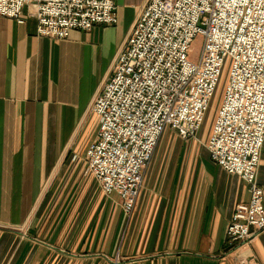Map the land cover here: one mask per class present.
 <instances>
[{
	"label": "crops",
	"instance_id": "0c3cea01",
	"mask_svg": "<svg viewBox=\"0 0 264 264\" xmlns=\"http://www.w3.org/2000/svg\"><path fill=\"white\" fill-rule=\"evenodd\" d=\"M114 1L117 23L63 39L39 36L33 16L0 17V264H264V230L227 247L228 222L249 191L201 155V141L180 137L171 154L167 140L129 216L86 171L93 100L149 0ZM256 178L264 189V143Z\"/></svg>",
	"mask_w": 264,
	"mask_h": 264
},
{
	"label": "built area",
	"instance_id": "2783aa9c",
	"mask_svg": "<svg viewBox=\"0 0 264 264\" xmlns=\"http://www.w3.org/2000/svg\"><path fill=\"white\" fill-rule=\"evenodd\" d=\"M116 10L114 0H0V17L24 23L33 16L37 34L54 39L115 24ZM227 57L229 76L206 147L249 191L227 225L230 249L264 230V189L256 178L264 143V0H149L93 100L98 129L85 157L86 171L105 195H118L129 216L166 129L183 139L201 129Z\"/></svg>",
	"mask_w": 264,
	"mask_h": 264
},
{
	"label": "rangeland",
	"instance_id": "374dc122",
	"mask_svg": "<svg viewBox=\"0 0 264 264\" xmlns=\"http://www.w3.org/2000/svg\"><path fill=\"white\" fill-rule=\"evenodd\" d=\"M200 42H201L200 41V37H197L195 39V41L193 42L194 54H196L197 51L199 50ZM123 43L121 44L120 48L122 47ZM229 69H230V59L227 57V58H225V62H224L223 68H222V74H221L220 80H219V82L217 84L215 93H214V95H213V97H212V99L210 101L209 108H208V111L206 112V116H205V119L203 121L201 129L198 131L196 137H194V138H189V139H183L182 138L183 141H185V143L188 142V141L189 142L190 141L191 142H193V141L196 142L197 141V143L200 144L199 141H201V146H200L201 148L200 149H201V155H203V156H206V155L210 156L208 148L205 145V142L208 140L209 133L211 131L212 124L214 122V117H215L216 112L218 110V107L220 105L222 94H223V92L225 90L226 82H227L228 76H229ZM167 140L172 142V146H173L172 150H173V152L171 154H176V149H177V147L179 146V144H180V142L182 140H181L180 137H178V134L176 133V131L167 128L166 131L163 134V138L161 139L160 144L157 145V149H156L155 154H153V155H159V154H165L166 153V149L164 147H165V143L167 142ZM169 154H170V151H169ZM105 196L107 197L106 198V202L108 201L109 204L112 202L113 198L119 199V197H118V195L116 193H112L110 195H105ZM119 201H120V199H119ZM62 247L63 246L61 244L57 245V249H63Z\"/></svg>",
	"mask_w": 264,
	"mask_h": 264
},
{
	"label": "bare ground",
	"instance_id": "6f19581e",
	"mask_svg": "<svg viewBox=\"0 0 264 264\" xmlns=\"http://www.w3.org/2000/svg\"><path fill=\"white\" fill-rule=\"evenodd\" d=\"M210 134V133H209ZM209 138V137H208ZM207 143V142H206Z\"/></svg>",
	"mask_w": 264,
	"mask_h": 264
}]
</instances>
